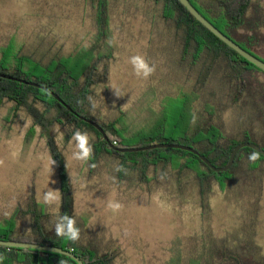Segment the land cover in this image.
Listing matches in <instances>:
<instances>
[{
	"label": "rangeland",
	"instance_id": "rangeland-1",
	"mask_svg": "<svg viewBox=\"0 0 264 264\" xmlns=\"http://www.w3.org/2000/svg\"><path fill=\"white\" fill-rule=\"evenodd\" d=\"M99 1L0 0V49L12 43L36 58L74 56L96 42ZM103 1L109 36L100 42L101 51L109 49L112 54L107 62H98L100 67L107 65V72L94 86L93 113L99 121H107L124 112L132 131L154 122L167 100L191 91L197 74L174 62L178 37L163 19L160 3ZM109 39L112 46L106 43ZM257 52L264 55L263 48ZM133 55L154 64L155 73L146 80L137 78L128 63ZM256 77L264 83V74ZM259 97L261 93L248 95L242 114L234 108L224 114L229 131L241 127L237 120L243 121L245 115L248 128L264 133V120L252 109ZM14 106L9 100L0 105V159L5 161L0 167V221L18 206L25 209L31 199L38 202L51 188L60 195L54 208L44 205L50 213L46 227L54 231L61 194L48 134L34 125L28 109ZM196 108L197 98L191 110ZM49 131L64 156L81 244L116 252L114 264H211L224 253V260L238 256L241 264H264V161L257 162L256 169L246 163L236 167L223 189L212 183L203 197L190 174L182 175L181 184L173 172L170 179L146 186L122 179L116 157L104 155L96 163L76 161L74 142L67 136L71 129L55 124ZM87 133L91 143L95 136ZM109 200L119 201L123 209L113 213L107 208ZM23 218L19 231L28 234L30 224Z\"/></svg>",
	"mask_w": 264,
	"mask_h": 264
},
{
	"label": "trees",
	"instance_id": "trees-1",
	"mask_svg": "<svg viewBox=\"0 0 264 264\" xmlns=\"http://www.w3.org/2000/svg\"><path fill=\"white\" fill-rule=\"evenodd\" d=\"M155 1L161 4L163 19L178 37L174 62L183 70L196 72L197 78L191 91H183L177 98L161 105L160 116L154 122L132 131L127 128L124 112L107 121H99L88 100V97H93L94 86L106 76L107 65L104 63L100 67L98 62H107L112 54L109 49L107 53L101 51L100 42L109 36L106 28L107 4L103 0L98 2L99 30L96 42L74 56L53 54L46 59L36 58L32 53H23L21 47L14 48L12 43L0 49V73L43 85L72 109L70 111L44 89L0 76V105L4 100H9L15 103V110L25 107L34 125L47 131L51 158L58 171L61 194L59 215L73 216V195L63 153L49 134L50 127L55 124L71 129L68 137L77 129L93 133L95 138L91 143L94 154L89 161L96 163L104 155L116 157L119 165L123 166L118 174L128 182L132 178L148 186L151 182H160L161 177L170 179L175 172L181 184L182 175L190 174L203 197L209 192L212 183L223 189L236 167L246 163V166L251 164L256 169L257 162L264 161L261 154L259 161L250 163L248 156L254 149L244 147L238 151L230 169L216 172L188 150L155 147L120 152L112 147L177 143L193 147L216 166H224L233 148L241 142H254L264 149V133L248 128L245 115L243 121L237 120L241 127L230 131L224 119V114L231 108L242 114L248 103L247 96L261 93V97L252 103V109L264 120V83L256 77L257 73L264 72L208 30L179 0ZM190 1L224 34L264 61V55L257 52L258 48L264 49V1ZM196 98L197 108L191 110ZM79 115L99 123L108 141L97 128ZM23 216L30 224L28 234L19 231ZM49 217L45 206L31 199L25 209L18 206L0 221V239L58 246L74 252L84 264H114L116 252H101L95 246L83 245L80 241L72 243L58 237L55 231L46 227L45 220ZM0 254L6 257L3 264H60L61 261L64 264H77L69 256L36 249L0 245ZM224 258L225 253L217 255L218 261H212L211 264H241L242 260L238 256Z\"/></svg>",
	"mask_w": 264,
	"mask_h": 264
},
{
	"label": "water",
	"instance_id": "water-1",
	"mask_svg": "<svg viewBox=\"0 0 264 264\" xmlns=\"http://www.w3.org/2000/svg\"><path fill=\"white\" fill-rule=\"evenodd\" d=\"M180 3L186 7V9L200 22L202 23L208 30H210L214 35H216L220 40H222L225 44H227L230 48L235 50L238 54H240L242 57H244L247 61L250 63L254 64L257 68L262 70L264 72V61L251 52L245 50L243 47H241L239 44H237L235 41H233L230 37H228L226 34H224L219 28H217L211 21H209L192 3L190 0H179ZM0 76L2 77H7L9 79L17 80L20 82L24 83H30L34 86H37L41 89H44L47 93H49L51 96H53L59 103L62 105L66 106L70 111L72 109L52 90L44 87L41 84L35 83V82H28L23 79H18L16 77L10 76V75H5L0 73ZM81 119H84L91 125H93L95 128H97L100 133L103 134L104 138H108L106 134L104 133V129L99 125L94 120H91L89 118H86L82 115H79ZM112 147L120 152H133V151H140L143 149H148V148H155V147H168V148H177V149H183V150H188L200 157V159L205 162L212 170L216 172H222V171H227L230 169L234 163L235 157L238 153V151L244 147H250L254 150L260 151L261 154L264 156V149L258 146L254 142L250 141H244L239 144H237L233 150L230 153L228 162L224 166H216L214 165L207 157H205L203 154H200L196 149L193 147L187 146V145H182V144H177V143H155L151 144L148 146H143V147H117L113 146ZM0 245L2 246H9V247H18V248H28V249H36V250H41V251H48V252H55L59 254H63L66 256L71 257L73 260L76 261L77 264H84L83 260L77 256L74 252L63 249L58 246H53V245H44L40 243H35V242H29V241H17V240H4L0 239Z\"/></svg>",
	"mask_w": 264,
	"mask_h": 264
},
{
	"label": "clouds",
	"instance_id": "clouds-1",
	"mask_svg": "<svg viewBox=\"0 0 264 264\" xmlns=\"http://www.w3.org/2000/svg\"><path fill=\"white\" fill-rule=\"evenodd\" d=\"M109 46H112L114 41L109 39L106 41ZM128 63L131 64L133 73L137 78L148 79L151 75H153L156 71V66L154 64H150L146 58L142 55H133L129 58ZM117 96H119V91L114 89ZM89 103L92 108L95 109L96 102L92 97H88ZM71 140L74 142V149L72 152V159L76 161H82L87 163L93 156L94 150L93 145L90 143V136L86 131H81L77 129L71 136ZM261 157V152L257 150H253L249 156L248 160L250 163H256L259 161ZM54 161H51L53 165ZM5 166L4 159H0V167ZM95 167V165H92ZM117 171L123 170L122 165L117 166ZM163 178V177H161ZM38 202L43 205L54 208L60 202L59 190H53L49 188L46 192L42 194V199ZM123 204L116 200H109L107 204V208L110 209L113 213H118L123 209ZM8 215V213H5ZM54 231L58 237H63L69 240L72 243H77L80 240V229L77 227V220L74 216H69L67 214L64 215H56L54 221ZM6 257L3 254H0V264H3ZM60 264H64L63 261Z\"/></svg>",
	"mask_w": 264,
	"mask_h": 264
}]
</instances>
